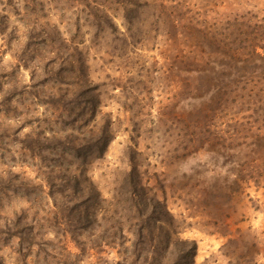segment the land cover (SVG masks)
Wrapping results in <instances>:
<instances>
[{
    "label": "rangeland",
    "instance_id": "374dc122",
    "mask_svg": "<svg viewBox=\"0 0 264 264\" xmlns=\"http://www.w3.org/2000/svg\"><path fill=\"white\" fill-rule=\"evenodd\" d=\"M255 41L264 47V0H0V264L121 258L96 246L101 214L72 233L80 212L61 210L51 187L74 176L107 201L138 180L155 189L195 264H264ZM237 163H250L241 192L205 197L230 187Z\"/></svg>",
    "mask_w": 264,
    "mask_h": 264
},
{
    "label": "trees",
    "instance_id": "16d2710c",
    "mask_svg": "<svg viewBox=\"0 0 264 264\" xmlns=\"http://www.w3.org/2000/svg\"><path fill=\"white\" fill-rule=\"evenodd\" d=\"M250 35L251 33L246 37L249 38ZM232 44L241 45L236 40ZM257 44H259L258 41H255L253 43L255 46L254 50L252 49V52L249 50L254 57L258 55V49L264 50L262 45ZM227 50L228 52L230 50L234 52L232 57L238 62H242L243 64L248 63L243 58L242 53H235L236 48H228ZM220 67L225 68L223 66ZM95 108L97 106L94 107V112ZM89 110L93 112L91 107H89ZM202 132L197 126L194 127L193 133L196 135L195 140L197 143H202ZM187 141L189 144L195 143L191 140ZM106 145L104 142V146ZM210 147L213 148L212 146ZM213 150L214 153L217 152L216 148H213ZM235 154L240 155L242 152H236ZM234 155H230L227 159L233 158ZM230 166L231 171L227 173L231 179L228 181L230 187L219 188L208 186L205 188L206 192H203V194L220 197L218 194L223 191L226 192L230 188L234 192H241L242 184L247 183L251 179L247 175L250 163H243V166L239 163ZM63 180L57 186L51 187L53 191L52 196L55 200H59L57 206L64 212H69L72 209L79 211L78 219L85 223L83 224L82 222L80 225H74L72 233L81 231V228L84 230L92 228L94 223L98 221V215L101 214V221H103L104 226L101 232L102 235L98 237L101 240L98 243L96 242V246L101 248L103 246L108 249L118 246L121 258L115 264H195L196 247L194 243L187 249L188 243L179 238V227L174 215L171 213L166 199H160L155 189L147 187L138 180L136 185H133L131 189L122 193L119 198L116 194L113 199L107 201L102 198L95 184L88 180V178L80 181L77 176H74L69 182ZM72 190L73 195L67 197L65 193ZM191 190L195 191L196 194H200L201 198L203 197L202 190L200 189V191L196 186ZM222 195L225 196L226 194ZM73 197L76 198L75 202L72 201ZM123 235L130 237L128 243H114V238ZM80 250L84 251L83 248H80Z\"/></svg>",
    "mask_w": 264,
    "mask_h": 264
}]
</instances>
